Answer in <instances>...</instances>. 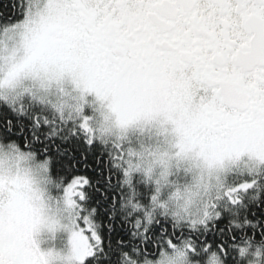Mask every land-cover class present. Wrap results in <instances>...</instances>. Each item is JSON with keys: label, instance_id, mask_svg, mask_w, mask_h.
<instances>
[{"label": "snow or ice", "instance_id": "snow-or-ice-1", "mask_svg": "<svg viewBox=\"0 0 264 264\" xmlns=\"http://www.w3.org/2000/svg\"><path fill=\"white\" fill-rule=\"evenodd\" d=\"M59 220L66 250L42 251L37 235ZM262 253L264 0H11L0 12V264Z\"/></svg>", "mask_w": 264, "mask_h": 264}, {"label": "rangeland", "instance_id": "rangeland-1", "mask_svg": "<svg viewBox=\"0 0 264 264\" xmlns=\"http://www.w3.org/2000/svg\"><path fill=\"white\" fill-rule=\"evenodd\" d=\"M129 139L133 143L147 142V133H141L137 130H130L128 133ZM53 189V195L56 193ZM61 227L55 231V233H49L47 230L42 229L37 235L36 239L38 241V246L42 251H47L52 249L54 251L63 252L66 250L68 245L69 234L64 228L65 221L61 220Z\"/></svg>", "mask_w": 264, "mask_h": 264}, {"label": "trees", "instance_id": "trees-1", "mask_svg": "<svg viewBox=\"0 0 264 264\" xmlns=\"http://www.w3.org/2000/svg\"><path fill=\"white\" fill-rule=\"evenodd\" d=\"M10 2L11 0H0V12L7 13L8 7L10 6ZM89 162H91V158H89ZM66 164H67V160L58 158L56 165L53 168L54 174H63L62 168L63 166H66ZM85 174L95 176V170L93 169L91 172H86ZM136 179H139V177H136ZM150 187L151 186L145 185L142 181L136 184V188L138 192L141 194V196H143L145 192L150 191ZM54 192L56 193V190H54Z\"/></svg>", "mask_w": 264, "mask_h": 264}, {"label": "clouds", "instance_id": "clouds-1", "mask_svg": "<svg viewBox=\"0 0 264 264\" xmlns=\"http://www.w3.org/2000/svg\"><path fill=\"white\" fill-rule=\"evenodd\" d=\"M61 220L58 221V224L55 225L51 230L48 227H44L42 229L47 230V232L49 233H55V231H57V229L59 227H61ZM41 229V230H42ZM50 251L54 252V253H60V251H54L52 249H49ZM47 250V251H49ZM244 264H264V253H262V255L260 257H256V256H250L247 259L244 260Z\"/></svg>", "mask_w": 264, "mask_h": 264}]
</instances>
